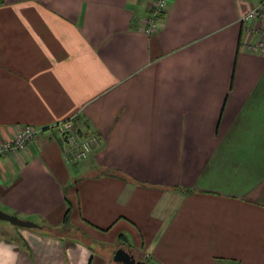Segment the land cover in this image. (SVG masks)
<instances>
[{
  "label": "crops",
  "instance_id": "0c3cea01",
  "mask_svg": "<svg viewBox=\"0 0 264 264\" xmlns=\"http://www.w3.org/2000/svg\"><path fill=\"white\" fill-rule=\"evenodd\" d=\"M259 1L168 0L151 34L152 0L0 2V141L42 129L0 159V209L40 225L0 220V264H115L119 235L151 264H264ZM72 116L99 143L68 165L47 128Z\"/></svg>",
  "mask_w": 264,
  "mask_h": 264
},
{
  "label": "built area",
  "instance_id": "2783aa9c",
  "mask_svg": "<svg viewBox=\"0 0 264 264\" xmlns=\"http://www.w3.org/2000/svg\"><path fill=\"white\" fill-rule=\"evenodd\" d=\"M168 0H152L149 13L142 21V31L153 33L164 12ZM248 36L244 47L252 52L264 53V0H260L240 18ZM250 37L254 41H250ZM47 129L54 133L59 141L61 156L68 165L86 160L99 143L98 135L90 129H82L75 122V117L60 121ZM42 133V129L22 126L12 138L0 141V159L26 150Z\"/></svg>",
  "mask_w": 264,
  "mask_h": 264
},
{
  "label": "water",
  "instance_id": "95a60500",
  "mask_svg": "<svg viewBox=\"0 0 264 264\" xmlns=\"http://www.w3.org/2000/svg\"><path fill=\"white\" fill-rule=\"evenodd\" d=\"M0 220L7 221L12 225L27 228H39L40 225L15 215L8 214L0 209ZM112 261L115 264H151L148 261L136 259L134 255L122 246H118L112 255Z\"/></svg>",
  "mask_w": 264,
  "mask_h": 264
},
{
  "label": "rangeland",
  "instance_id": "374dc122",
  "mask_svg": "<svg viewBox=\"0 0 264 264\" xmlns=\"http://www.w3.org/2000/svg\"><path fill=\"white\" fill-rule=\"evenodd\" d=\"M60 233V230L58 231ZM64 233V231H62ZM62 232L60 234H62ZM63 235V234H62ZM122 245V243H116L114 245H103V249L105 251V253H107L109 256H112L113 252L115 251V249L119 246Z\"/></svg>",
  "mask_w": 264,
  "mask_h": 264
},
{
  "label": "trees",
  "instance_id": "16d2710c",
  "mask_svg": "<svg viewBox=\"0 0 264 264\" xmlns=\"http://www.w3.org/2000/svg\"><path fill=\"white\" fill-rule=\"evenodd\" d=\"M0 2H2V0H0ZM67 202V205H68V207H67V209H66V212H65V214H64V224L67 222V217H68V215H69V212H70V204H69V202L68 201H66ZM42 227V226H41ZM66 228L64 227V229H59L60 230V232H62L63 230H65ZM58 230V231H59ZM57 231V232H58ZM55 233H56V231H55ZM118 240L120 241V242H124L125 241V238L122 236V235H119L118 236Z\"/></svg>",
  "mask_w": 264,
  "mask_h": 264
}]
</instances>
